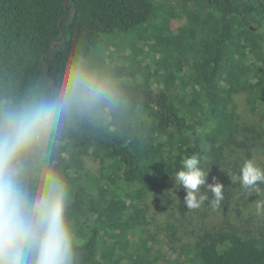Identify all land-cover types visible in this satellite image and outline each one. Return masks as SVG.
Wrapping results in <instances>:
<instances>
[{
  "label": "trees",
  "instance_id": "trees-1",
  "mask_svg": "<svg viewBox=\"0 0 264 264\" xmlns=\"http://www.w3.org/2000/svg\"><path fill=\"white\" fill-rule=\"evenodd\" d=\"M178 2L180 12L165 17L153 0H0V108L50 93L69 61L90 68L101 46L112 62H132L112 77L116 107L65 122L25 165L29 176L51 165L67 181L70 223L89 232L83 264H108L97 258L99 227H85L97 190L101 220L123 203L114 264H264V184L258 195L227 174L238 176L245 159L264 169V0ZM182 11L187 23L175 32ZM141 27L151 50L110 41ZM193 155L209 183L224 185L215 209L206 186L209 199L192 210L175 186Z\"/></svg>",
  "mask_w": 264,
  "mask_h": 264
},
{
  "label": "clouds",
  "instance_id": "clouds-1",
  "mask_svg": "<svg viewBox=\"0 0 264 264\" xmlns=\"http://www.w3.org/2000/svg\"><path fill=\"white\" fill-rule=\"evenodd\" d=\"M120 103L117 82L82 61H69L58 87L48 94H31L0 108V264H83L80 240L69 220V186L51 165L25 173L30 154L47 144L65 122L102 106ZM193 155L182 160L173 176L186 191L188 210L199 208L211 192L215 209L223 200L221 183H209L208 172ZM244 189L264 184V169L245 159L239 175L227 173Z\"/></svg>",
  "mask_w": 264,
  "mask_h": 264
},
{
  "label": "rangeland",
  "instance_id": "rangeland-1",
  "mask_svg": "<svg viewBox=\"0 0 264 264\" xmlns=\"http://www.w3.org/2000/svg\"><path fill=\"white\" fill-rule=\"evenodd\" d=\"M153 2H154L155 7H158V6L164 7L165 11H161L162 16H165V17L168 16V12H173V13L180 12L178 0H153ZM182 13L183 14L181 15V17L176 18L172 22L173 31L175 32H179L180 30L182 31L183 30L181 29L182 26L187 23L188 14L183 11ZM147 24L148 23H146V25ZM143 29L144 28L141 27L140 29L132 30L127 33L113 34L112 37L110 38V41L118 47V50H120V48L132 47V45H135V46L139 45L142 48H145L146 50H151V48H153V46H151V44L153 43V40H150V41L148 40L149 36L151 35L148 34L149 32H146ZM141 30H143L144 32ZM144 43H146L145 46H143ZM101 48H107V46L105 47L101 46L99 47V49L96 50L92 58V65L90 66L89 69L101 72L111 78L114 76H118L119 72L121 74H125L126 72H132L133 69L130 66L132 62H128L125 60V61H114L115 62L114 63L111 61L110 58H107L104 56V52ZM129 52L131 51L128 50L127 53ZM137 53H138L137 51L134 52L133 57H132V60H135L136 62L138 61V59L140 60L141 58V57L136 56ZM120 79L122 78L119 77L117 81H119ZM239 111H243L242 108ZM247 117H250V116H247ZM252 121L256 122L257 119L252 118ZM91 166L92 168H94V169L92 168L91 169L95 171L94 165L87 164V168ZM98 193L99 191L97 190V191H93V194H92V198L96 197L94 201L96 202L97 205H94V208L96 207L106 208L107 206H106L104 199L100 195H98ZM122 204L123 203H119V205L117 204L112 205L110 203L109 212L110 214H113L112 221L111 219H109L108 221L107 219H105V221L101 220L104 218L99 217V210H96L94 208L92 210V208L89 205L87 206L88 209L86 213L91 212V221H88L85 227L87 228L89 224H91L93 228L99 227L100 238H99L97 258H99L102 261L105 259L106 262H108V264H114L115 261L113 260L114 258L112 257L117 258L120 255L119 250L116 249V236L119 232L118 225L120 221L118 219V217L120 216V211L118 209L122 207ZM128 220H129V225H130L134 219H132V216H131L130 219ZM123 224L127 226L126 223L123 222ZM87 229H89V227ZM80 231H81L80 229L76 230L80 243L81 242L83 243L86 241V238H87L85 237V235L87 236L88 234L89 236V232H87V234H80Z\"/></svg>",
  "mask_w": 264,
  "mask_h": 264
},
{
  "label": "flooded vegetation",
  "instance_id": "flooded-vegetation-1",
  "mask_svg": "<svg viewBox=\"0 0 264 264\" xmlns=\"http://www.w3.org/2000/svg\"><path fill=\"white\" fill-rule=\"evenodd\" d=\"M257 29V27H255Z\"/></svg>",
  "mask_w": 264,
  "mask_h": 264
}]
</instances>
